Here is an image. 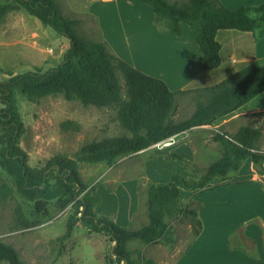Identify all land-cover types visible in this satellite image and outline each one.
Instances as JSON below:
<instances>
[{"label": "trees", "instance_id": "trees-1", "mask_svg": "<svg viewBox=\"0 0 264 264\" xmlns=\"http://www.w3.org/2000/svg\"><path fill=\"white\" fill-rule=\"evenodd\" d=\"M0 0V23L10 12L25 10L44 26L70 40L60 65L49 71L35 69L25 75H10L0 83V194L7 198L12 189L3 175L12 178L17 193L34 204L37 214L47 217L52 202L60 210L72 207L67 232L71 237L74 227L83 222L93 234H105L114 243L112 256L106 264H145L144 257L134 258L135 251L128 244L139 240L152 245L165 240L174 244L167 220L186 219L195 227L194 239L202 231L198 219L200 203L191 201L180 205L182 190L197 194L216 190L225 179L238 172L243 163L251 159L264 166V150L258 148L262 138L260 127L244 126L236 134L216 133L213 140L223 149L221 158L203 172L199 179L173 175L169 184H149L147 192L148 225L140 229L122 227L96 213L102 203L98 185H87L79 172L80 164H113L124 156L141 154L153 146L193 128L213 125L216 121L236 112L264 93V65L254 61L219 84L204 89L173 92L162 79L148 76L116 57L104 43L83 39L76 33V21L66 18L56 0ZM155 13L174 23L176 33L182 25L195 27L197 44L203 55L204 71L221 65L220 31L237 30L252 33L264 26V5L242 7L232 11L220 0H141ZM124 80L126 97L123 96ZM196 93L194 114L181 123L173 117L178 109V98ZM64 95L68 101H79L84 106L98 109H116V121L130 136H116L83 145L73 156L57 154L45 164L32 167L30 156L21 146L26 126L19 109L18 97L38 104L42 99ZM264 114L255 115L261 117ZM65 130L81 131V124L67 120L61 124ZM173 147L158 150L149 158L164 156L167 160L186 162L172 152ZM188 165L189 163L186 162ZM80 216V217H79ZM24 226L28 221L21 213ZM23 264L17 251L0 241V264ZM151 262H148L150 264Z\"/></svg>", "mask_w": 264, "mask_h": 264}, {"label": "rangeland", "instance_id": "rangeland-1", "mask_svg": "<svg viewBox=\"0 0 264 264\" xmlns=\"http://www.w3.org/2000/svg\"><path fill=\"white\" fill-rule=\"evenodd\" d=\"M7 1L13 2L12 0ZM168 1L173 3L175 0ZM61 2L69 4L71 9L62 7ZM57 5L66 18H75L73 19L76 21L75 30L79 37L104 43L116 57L131 66L138 65L144 74L158 79L163 78V81L167 79L166 81L168 83L170 81L173 89H180L184 85V80L191 76V69L183 67L180 63L195 61V56L180 58L170 50L164 51L162 49L164 46L158 42L150 28L148 29L145 24L135 23L134 18H132L134 28H126L128 32L125 34L118 18L111 16L113 11L109 8L106 10L107 23L104 22V28L100 27V31L95 22L87 17L92 7L89 0H58ZM13 16L11 14L8 20L5 19L0 23V32L4 28L10 29L7 30L8 35L18 32H14L17 28H13ZM29 17L48 30L43 31L44 29L30 25L33 32L38 33L48 42L47 54L51 58L47 61L50 63L42 67H33L31 63L34 61L32 56L35 53L26 50V47L21 43L6 44L4 40L0 39V83L9 79L10 75H25L35 69L49 71L63 61L68 48L60 47V45L63 42L69 44L70 40L59 35L52 28L44 26L35 17L30 15ZM102 30L115 49L113 47L111 49L104 41L106 38ZM126 37L132 40V49L126 43ZM51 49L54 50L52 53ZM120 81L123 85L125 98L126 88L122 77H120ZM195 101L196 93L194 92L181 95L178 98V109L173 117L175 123H181L194 114ZM18 105L26 126L21 146L28 152L32 167L45 164L57 154L73 156L83 145L94 141L116 136H130L116 121V109L85 107L79 101H68L64 95L44 98L38 104L19 96ZM67 120L79 122L81 131H64L61 124ZM245 124L262 129V138L258 148L264 150V116L253 117ZM210 139L213 140V138ZM217 146L220 145L217 143ZM158 150L162 149L154 148L145 154L124 156L113 164L79 165L82 180L89 186L96 184L99 186L98 192L104 199L103 207L98 211L100 217H110L112 215L109 214L110 211L117 208L123 209L126 207L125 205H128L129 210L125 219L119 220L120 224L127 225L128 229H140L148 225L147 192L150 183L145 171V162L149 159L155 160L156 157L152 159L149 157ZM214 160L215 158L212 159V161ZM199 163L205 167L201 170L210 166H206L202 162ZM156 167V170L159 171V165ZM262 167L264 170V166ZM194 168L196 166L190 165L189 172H186L191 174L189 178L182 174L184 172L182 165L170 167L168 171L175 170L178 175L187 179H199L203 172H195ZM3 178L10 185L12 193L5 199L0 194V241L12 246L23 264H106V259L113 257L112 252L115 244L110 241V238L105 234L91 233L83 222H79L74 227L70 238L63 239L67 232L69 218L74 213L72 207L60 210L56 206V202H52L49 215L47 217L39 215L34 210V204L26 202L17 193L12 178L6 173ZM21 213L28 221L29 226L23 225ZM110 220L118 223L116 217L110 218ZM167 223L171 227V238L174 240V244L161 240L156 244L145 245L139 240H133L129 242L128 247L136 252L134 255L136 260L139 255H142L145 264L148 262H151L150 264H172L190 246L194 240L193 229L195 227L184 218L167 220Z\"/></svg>", "mask_w": 264, "mask_h": 264}, {"label": "crops", "instance_id": "crops-1", "mask_svg": "<svg viewBox=\"0 0 264 264\" xmlns=\"http://www.w3.org/2000/svg\"><path fill=\"white\" fill-rule=\"evenodd\" d=\"M220 1L232 11L242 7L253 8L264 5V0ZM89 2L92 3V7L89 15L86 16L95 22L100 31L101 28H104V22L107 23L106 10L110 8L113 11V14L110 13L111 16L118 18L125 34L128 32L126 28H134L132 25V18H134L135 23L145 24L148 29L150 28L158 42L164 46L162 48L164 51L170 50L180 58L195 56V61L180 63L183 67L191 69V76L184 80V85L180 89H173L170 81L168 83L165 79L173 92H176L175 90L179 92L210 88L229 78L244 65L254 61L264 65V26L252 33L237 30L220 31L217 41L221 44V65L215 70L206 72L203 68V55L197 44L195 27L182 25L178 34L175 32L172 21L159 17L152 7L144 4L141 0H89ZM61 5L71 9L69 4L61 2ZM11 14L14 15L12 18L13 28H17L14 32H18L8 35L7 32L10 29L7 31L4 28L0 32V39L4 40L6 44L21 43L26 47V50L35 53L32 56L33 67L49 64L50 62L47 61L51 58L47 54L49 44L38 33L33 32L30 25L38 29L44 28L33 21L29 17L30 14L23 9L10 12L6 20ZM73 19L75 18L71 20ZM43 31L48 30L44 29ZM103 35L106 38L104 31ZM126 38V43L132 49V40L129 37ZM134 38L136 40L137 36ZM104 41L111 49L112 47L115 49L109 39L106 38ZM61 46L69 49L70 43L63 42ZM52 51L54 50L51 49L50 52L52 53ZM132 67L142 71L138 65L133 64ZM258 114H264V93L236 112L216 121L213 125L193 128L174 136L175 143L166 148L173 147L172 152L180 155L189 164L179 160H167L164 156H158L155 160L149 159L145 162L149 183L169 184L171 177L178 174L175 170L168 171L170 167L182 165L184 167L182 174L189 178L191 174L186 172H189L190 165L201 169L205 167L199 162L206 166L217 162L222 156V149L210 138H213L216 133L225 132L234 135L241 127L247 126L245 123L248 120ZM149 150L141 154H145ZM213 158H215L214 161H212ZM158 165L159 171L156 170ZM215 183H224L225 185L201 194L192 190H182L180 201L182 208L188 206L191 201L201 204L198 219L203 228L199 236L172 264H264V170L258 171L253 161L248 159L237 173L230 174L225 181ZM103 201L102 198L101 205L96 209L97 214L103 207ZM125 206L123 209L117 208L110 211L109 214L112 215L107 218L116 217L119 224L115 223L126 228L128 226L120 224L121 221H119L125 219L129 210V206Z\"/></svg>", "mask_w": 264, "mask_h": 264}, {"label": "built area", "instance_id": "built-area-1", "mask_svg": "<svg viewBox=\"0 0 264 264\" xmlns=\"http://www.w3.org/2000/svg\"><path fill=\"white\" fill-rule=\"evenodd\" d=\"M174 143H175L174 137H172V138H170V139H168V140H166L164 142H161V143H159V144H157V145H155L153 147L159 148V149H164L166 147H169V146L173 145Z\"/></svg>", "mask_w": 264, "mask_h": 264}, {"label": "water", "instance_id": "water-1", "mask_svg": "<svg viewBox=\"0 0 264 264\" xmlns=\"http://www.w3.org/2000/svg\"><path fill=\"white\" fill-rule=\"evenodd\" d=\"M255 168L258 170V171H261L263 169L262 166H259V165H255Z\"/></svg>", "mask_w": 264, "mask_h": 264}]
</instances>
